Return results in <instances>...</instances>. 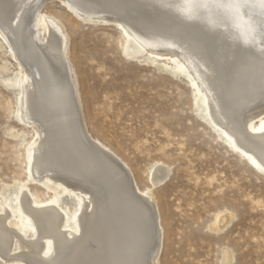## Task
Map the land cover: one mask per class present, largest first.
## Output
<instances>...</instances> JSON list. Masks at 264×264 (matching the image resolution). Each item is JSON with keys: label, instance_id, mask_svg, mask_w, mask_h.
<instances>
[{"label": "bare ground", "instance_id": "bare-ground-1", "mask_svg": "<svg viewBox=\"0 0 264 264\" xmlns=\"http://www.w3.org/2000/svg\"><path fill=\"white\" fill-rule=\"evenodd\" d=\"M54 1L82 20L114 22L129 57L173 60L194 105L264 172V0H0V36L17 64L2 83L33 136L27 175L54 190L39 199L21 185L15 208L0 195V264H158L163 227L151 189L87 129L69 34L43 9ZM168 175L157 163L152 185Z\"/></svg>", "mask_w": 264, "mask_h": 264}, {"label": "rangeland", "instance_id": "rangeland-1", "mask_svg": "<svg viewBox=\"0 0 264 264\" xmlns=\"http://www.w3.org/2000/svg\"><path fill=\"white\" fill-rule=\"evenodd\" d=\"M43 9L69 34L87 129L129 165L142 190L151 189L163 227L158 264H264V172L194 105L191 85L173 60L127 56L112 21L82 20L59 1ZM4 45L0 36V195L15 208L21 185L39 199L54 190L27 175L25 148L33 136L14 115L16 93L2 83L17 66ZM157 163L169 175L153 186ZM218 217L225 218L222 225Z\"/></svg>", "mask_w": 264, "mask_h": 264}]
</instances>
